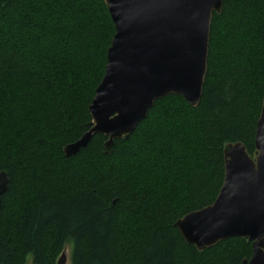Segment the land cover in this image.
<instances>
[{
	"label": "trees",
	"instance_id": "trees-1",
	"mask_svg": "<svg viewBox=\"0 0 264 264\" xmlns=\"http://www.w3.org/2000/svg\"><path fill=\"white\" fill-rule=\"evenodd\" d=\"M115 26L103 0H0V264H242L252 242L198 250L176 223L212 205L225 148L257 155L264 98V0L214 13L202 97L158 100L127 140L97 134L89 107Z\"/></svg>",
	"mask_w": 264,
	"mask_h": 264
},
{
	"label": "water",
	"instance_id": "water-1",
	"mask_svg": "<svg viewBox=\"0 0 264 264\" xmlns=\"http://www.w3.org/2000/svg\"><path fill=\"white\" fill-rule=\"evenodd\" d=\"M103 1L116 32L89 107L93 126L65 147L67 157L97 134L108 137L109 152L166 96H180L197 107L207 74L213 14L223 7V0ZM255 147V158L241 143L225 148V177L217 199L175 225L188 244L202 251L231 238L248 239L252 257L242 264H264V98ZM8 189V175L0 172V207Z\"/></svg>",
	"mask_w": 264,
	"mask_h": 264
},
{
	"label": "rangeland",
	"instance_id": "rangeland-1",
	"mask_svg": "<svg viewBox=\"0 0 264 264\" xmlns=\"http://www.w3.org/2000/svg\"><path fill=\"white\" fill-rule=\"evenodd\" d=\"M255 158V157H254ZM58 262L60 264H70V248L66 247L63 254L59 258ZM57 262V264H58ZM27 264H32V257H29L27 260Z\"/></svg>",
	"mask_w": 264,
	"mask_h": 264
}]
</instances>
